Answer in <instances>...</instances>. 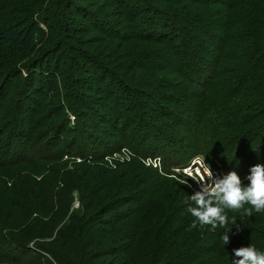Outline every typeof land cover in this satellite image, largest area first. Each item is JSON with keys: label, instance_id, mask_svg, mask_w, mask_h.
<instances>
[{"label": "trees", "instance_id": "16d2710c", "mask_svg": "<svg viewBox=\"0 0 264 264\" xmlns=\"http://www.w3.org/2000/svg\"><path fill=\"white\" fill-rule=\"evenodd\" d=\"M78 1L89 4L101 0ZM113 1L116 4L110 13L121 20L117 28L124 25V31L108 36V42L102 47L99 44L103 39L98 40L93 52L88 50L86 54V61L98 58L95 69L100 73L99 80L111 78L102 89L109 103L128 98L129 91L134 96L138 91L143 92L142 98H171L163 92V89L167 92L171 84L169 88L180 98L189 96L195 100L194 120L180 131L198 154L202 146L208 144L215 157H227L234 149L231 148L233 139L240 137V130L245 133L243 136L251 137L249 142L254 141V145L258 140L264 142V0ZM34 3L36 0H0V12L21 11ZM93 23L91 26L98 28L95 20ZM106 23L112 28V21ZM6 24L0 18V45L7 43L20 49L39 38L42 51L57 41V29L49 23L41 27L33 22L18 21L11 28H6ZM66 26L68 31H75L71 23ZM20 57L18 54L17 58ZM159 62L163 64L159 66ZM5 65L1 63L0 128L9 121L6 119L15 124L17 117L24 113V100H28L31 107L26 108V130L20 128L19 132H11L9 141L0 145V151H5L8 144L16 153L24 150L17 156L0 160V166L5 167H0L4 168V173L0 172V191L3 190L7 203L13 193L18 197L16 201L12 199L14 208L22 209L23 198H27L36 212L30 226L23 218L11 229V214L1 213L0 208V243L9 248V251L0 250V260L18 264L21 255L29 252L26 243L34 239L35 242L43 239L37 243L39 251L55 259L57 264H86L92 258H108L109 264H233L234 260L229 259L236 256L227 251L252 245L264 252V211L256 212L250 205L240 210L225 209L228 218L225 227L213 229L210 225H198L192 228L194 217L188 208L194 204L186 197L189 187L171 183L159 177L156 170L135 160L114 170L85 163L68 170L60 160L69 154L86 158L84 148L76 141L94 138L79 122L82 117L86 118L80 110H88V104L73 98L63 108H54L52 101L57 98H48L47 92L45 97L43 94L50 83L38 87L27 82L22 84L21 90L17 89L22 71L10 66L4 68ZM13 74L15 78L10 76ZM30 75L27 73L24 80ZM32 88V93L39 97L28 98L27 91ZM62 92L66 93L63 89ZM95 92L99 91L95 89ZM53 94L58 95V92L53 91ZM24 95L27 96L23 98ZM66 113L74 118L73 126ZM140 116L142 127L148 119ZM182 116L185 122L186 116ZM158 119L162 121L159 117L147 122L152 131L156 130L154 123ZM163 119L171 120V113L167 112ZM120 133L118 142L127 147L137 140L125 131ZM152 133L147 135L153 138ZM13 136L16 139H10ZM167 140L160 139L174 152L171 140ZM153 141L157 140L153 138ZM27 143L30 147H43V153L29 156L30 148H24ZM66 143H69L67 148ZM115 145L116 149L120 147L118 143ZM259 148L250 168L264 165V145ZM108 151L111 149L103 153L91 150V160L102 161L113 152ZM141 151L144 153L138 152L144 155L147 150ZM243 151L242 148L237 152V160L241 162ZM157 154L165 169L167 160L163 154L149 151L150 156ZM183 156L188 158L176 160L178 164L174 165L184 166L195 157L193 153ZM43 162L46 164H41ZM15 164H21V168L16 166L15 170L26 174L18 179L24 184V191L17 183L10 182L18 176L15 170L8 172ZM73 192L82 200L77 211L70 210ZM79 210L83 212L76 216ZM227 229H230V242L225 245L221 236ZM225 254L229 259H225ZM40 255L37 264L45 259Z\"/></svg>", "mask_w": 264, "mask_h": 264}, {"label": "rangeland", "instance_id": "374dc122", "mask_svg": "<svg viewBox=\"0 0 264 264\" xmlns=\"http://www.w3.org/2000/svg\"><path fill=\"white\" fill-rule=\"evenodd\" d=\"M115 4L116 3L113 0H101L100 2L93 1L89 4H85L78 0H36V3L21 11L9 12L5 10L4 12H0V18L4 19L7 23L5 25L6 28L15 27L18 21H22L26 24L33 22L43 25V27L45 23H49L57 29L56 43L49 48L43 49L42 51L39 38L34 40L30 45L20 49L13 47L11 44L2 43L0 45V74H2L1 63H6L4 68L10 66V68L16 67V69L22 71V79L19 83H17V89L22 88V84H26L27 82H32L38 87L42 86L43 83H50L51 85L43 90V94L45 97V93L47 92V94L50 95L48 98H57L55 101H52L54 108H63L64 106L70 104L73 98H78L88 104V110L81 108L80 113L86 114V118L84 119L82 117V119H79V122H82L85 125L86 130H89L90 134L92 133V135H94V138L89 136L94 141L90 139L76 141V144L79 145V147L84 148L86 158L83 159L78 156H74L73 154H69L64 156L60 162L63 165H66L68 170H72L76 166L82 167L84 166L83 163L97 168L100 166L104 168L108 167L110 170H114L116 166H122L123 164H127L135 160L148 169L156 170V168L153 167L152 162L160 159L161 169L157 168L156 170L159 177L170 180L172 181L171 183L186 185L189 183L174 171L175 168L180 165L174 164H178L179 161H182V158H188L187 156H183L184 153L187 155L193 153L194 156L203 157L208 164L213 167L216 166L223 172L229 173L235 170L240 175L243 183H248L247 176L250 175V166L256 161L255 155L260 152L259 146L264 145V142L258 140L257 145H254V141L249 142L251 137L243 136L245 133L243 130H240V137L233 139L231 148L234 147V149L227 157H215L211 146L208 144L202 146L201 152L198 154V151L193 150L190 147L191 142L187 141L188 137L183 135L180 131V128L187 126L190 123L189 121L192 122V120H194L192 112L194 111L195 100L189 98V96H184L185 99L180 98L179 94H175V92L172 91L173 89L169 88L172 87L171 84L167 87V92L163 89L164 94H169L171 98H142L141 94L143 92L138 91L134 96L132 92L129 91L127 94L128 98H118L114 102H108L107 97L103 95L102 89L109 84L111 78L110 80H99L100 73H97L98 70L95 69L98 68V58H95L97 59L95 61H92V59L91 61H86V54L88 53V50L93 52V46L98 42V40L103 39L104 42L99 44V46L102 47L106 42H108V39H106L108 36L124 31V25H120L119 28H117V26L121 23V20L117 16H112L110 13H113V6ZM93 20L98 23H95L98 28L91 26ZM107 21H112V28L108 26L106 23ZM69 23L74 26V32L67 30L68 27L66 24ZM0 27H2V25H0ZM92 30L98 31L99 34H102L98 35V32H92ZM18 54L21 56L20 58H17ZM73 56H76L77 60H74ZM7 57H9V61H6ZM205 57L210 59L207 55H205ZM162 64V62H159L158 65L160 66ZM27 70L30 71L26 72ZM27 73H31V75L28 80H24V76H26ZM10 76L13 78L16 77L15 74ZM1 80L2 77H0V82ZM182 81L183 84H185V81ZM185 86L186 85L180 87L184 88ZM16 88L14 90H16ZM62 89L65 90L66 93L62 92ZM95 89L99 92H95ZM32 91L33 88L27 91V94L29 95L28 98H36L40 96L37 93H32ZM53 91L58 92V95H54ZM25 96L27 95L22 97L25 98ZM153 97H156V95L153 94ZM179 99H184V101L181 100L180 103ZM174 100L176 102L171 104L168 103ZM27 102L28 100L23 101L25 105L23 109L24 113H21L19 117H17L15 124H13V122L10 124L12 120L6 119L9 121H6V123L2 125V128H0V145L9 141L8 136L11 132H13V134L16 130L19 132L20 128L26 130L24 122L27 116L26 108L31 107ZM137 103H139V105H137ZM157 104L160 105L161 108H159ZM90 110H94V112ZM167 112L171 113V120L163 119V116L167 114ZM140 115H145L148 119L147 122H152L153 119H157L159 117L162 118V121L160 119L156 120L157 123H154L156 130L152 131V128L148 127L149 123L147 122L141 127L139 122L141 117ZM182 115L186 116L185 122H183L184 120L182 119ZM67 116L69 118L70 126H73L74 118L70 114H67ZM120 131H125L132 138L137 137V140L134 139V141L131 142L132 146L127 147L120 141L118 142L120 139L117 136L121 134ZM148 133L149 135H151L150 133L154 134L153 138L157 141L151 142L153 138L152 136L147 135ZM158 133L159 136L156 135ZM141 134L146 137V141L141 138ZM161 138L171 140L175 151L173 152L170 150V148L166 146V142L163 143L160 141ZM10 139H16V137L13 136V138L10 137ZM115 143H118L121 148L119 147L116 149ZM68 144L69 143L65 144L66 148ZM28 147L30 148V153L27 154L31 157H37L43 153V147L41 146L36 148L30 147V144L27 143L24 146L25 150ZM19 148L21 147L19 146ZM77 148L78 147L76 146L73 149V152H75ZM109 148L113 152L108 151L111 153L105 156L102 161L99 160V162H94L91 160V150L103 153L106 150H110ZM242 148L244 151L240 160H243V162L237 160V152ZM141 150H147L145 151V156L140 153L142 152ZM152 150H156L163 154L165 157L164 159L167 160L165 169L162 159L160 156L158 157V154L155 156L149 155V151ZM22 152L24 153V150L16 153L12 146L8 144L5 151H0V160L9 159ZM127 157H129V160H123L127 159ZM149 159H151L152 162ZM176 160H178V162H174ZM41 164L46 163L43 162ZM48 164L46 166H51ZM19 165L15 164L13 168L9 167L10 169L8 172L11 173L14 171L16 166H18L17 168H21ZM4 168H0V172L3 171L4 173ZM20 172L21 171L15 170V173H18V176L17 178H13L10 182L11 184L14 182L17 183L21 190L24 191V184L20 183L18 179L23 178L26 174ZM78 178L79 177H77L76 180H78ZM189 191L190 192H188L186 197L191 200L190 196L195 194L197 191L193 188H189ZM2 192L3 190L0 191V208L2 209L1 213L6 211L11 214L9 227L12 229L14 223H17V221L22 220L23 218L27 220L26 224L30 226L35 217L34 212H36V210H33L32 204H30L28 199L23 198L25 206L22 205L20 207L22 209H17L13 207L12 199L16 201L18 197L13 193L11 195V200L7 203L6 199L2 195ZM79 200H81V198H79V194L77 192H73L70 199V210L77 211L80 209ZM78 212L80 213H77L76 216L80 215L83 211L79 210ZM35 241L36 239L32 240L30 243H26V247L29 252L24 256L21 255L18 264H37L36 259L38 254H41L37 247V243L42 242L43 239L39 242ZM205 242H207V236L205 237ZM0 250L9 251V248L6 244L0 243ZM16 251L19 252L18 249H16ZM227 253L235 256L234 250L227 251ZM228 254H225V259H229ZM40 256L45 258L44 260H39L42 264H47V262L50 264H57L56 260L52 259L48 255L41 254ZM207 259L208 256L205 260ZM235 259H237V257H232L229 260ZM109 260L110 259L108 258H92L90 259L91 262L87 261L86 264H109ZM0 264L14 263L0 260Z\"/></svg>", "mask_w": 264, "mask_h": 264}, {"label": "clouds", "instance_id": "9594fccd", "mask_svg": "<svg viewBox=\"0 0 264 264\" xmlns=\"http://www.w3.org/2000/svg\"><path fill=\"white\" fill-rule=\"evenodd\" d=\"M201 167L203 172L199 174L198 183L202 188L190 196L194 206L188 208L194 217L192 228L198 225H210L213 229L225 227L228 222L225 209L240 210L250 205L256 212L264 211V165L250 169L247 184L235 170L216 178L210 165L202 163ZM229 231L227 229L221 236L225 245L230 242ZM234 253L237 259L233 264H264V252L257 251L252 245L235 249Z\"/></svg>", "mask_w": 264, "mask_h": 264}, {"label": "built area", "instance_id": "2783aa9c", "mask_svg": "<svg viewBox=\"0 0 264 264\" xmlns=\"http://www.w3.org/2000/svg\"><path fill=\"white\" fill-rule=\"evenodd\" d=\"M123 160H129V157H127V159H123ZM151 161V159H149ZM155 162H152L153 167L159 168L161 169V160H154ZM202 163H206V160L203 157L200 156H195L193 157L188 163H186L184 166H179L177 168H175V172L176 174H178L179 176H182L183 179H185L189 184H186L190 189H194L195 191H200L202 188V185L200 183H198L199 180V174H201L203 172V168L201 167ZM210 165V164H208ZM211 169L214 173V176L216 178H222L225 174H227L228 172H223L221 171L219 168H217L216 166L213 167L212 165Z\"/></svg>", "mask_w": 264, "mask_h": 264}]
</instances>
